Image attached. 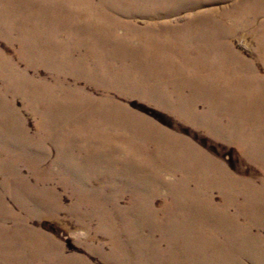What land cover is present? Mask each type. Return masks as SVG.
Segmentation results:
<instances>
[{
    "label": "rangeland",
    "instance_id": "rangeland-1",
    "mask_svg": "<svg viewBox=\"0 0 264 264\" xmlns=\"http://www.w3.org/2000/svg\"><path fill=\"white\" fill-rule=\"evenodd\" d=\"M0 264H264V0H0Z\"/></svg>",
    "mask_w": 264,
    "mask_h": 264
}]
</instances>
